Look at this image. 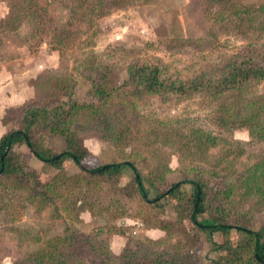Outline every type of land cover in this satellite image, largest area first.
Segmentation results:
<instances>
[{
	"label": "rangeland",
	"instance_id": "374dc122",
	"mask_svg": "<svg viewBox=\"0 0 264 264\" xmlns=\"http://www.w3.org/2000/svg\"><path fill=\"white\" fill-rule=\"evenodd\" d=\"M20 1L0 0V68L11 63L24 64L28 62L25 57L29 60L35 56L40 64L47 65L35 86L53 71L67 76L75 87L73 95L78 103L93 99L89 73L81 67L86 59L99 64L104 61L111 68L115 65L117 70L110 73V78L115 87H122L128 80L126 69L131 61L159 66L162 74L172 81H187L203 74L216 80L231 58L244 50L264 48V11L256 10L264 7V0H229L234 7L230 3L228 14L223 16L215 13L209 0H128L132 1L131 6H120L112 14L106 12L101 16L94 11L89 15L90 9H94L90 5L85 15L95 19L92 24L77 25L81 36L70 47L52 42L45 34L39 35L38 24L43 18L32 12L23 15L20 11L25 16L21 21L23 26L13 30L20 22L16 15L9 19V14L20 10ZM53 1L40 0L44 7ZM74 2L70 0L68 6ZM70 29L75 31L73 26ZM238 92L242 95L237 97L247 106L256 97H264V82L252 83ZM131 97L122 90L117 99V103L130 106L133 113L132 122L118 125L121 137L127 140H116L117 132L91 120L90 125L78 128L90 152L85 161L87 167L131 162L151 181L146 184L148 187L156 184L163 190L187 178L211 179V201L218 191H230L231 196L224 199L225 206L219 201L207 207L210 213L200 216L201 222L212 221L218 208L224 213L219 216H223L221 221L230 225L240 224L254 232L264 228V169L249 171L254 164L264 162V141H257L249 126H239V122L228 129L219 127L215 118L217 105L207 95L147 96L130 105L127 101ZM231 99L235 96L226 95L221 103ZM115 108L108 105L104 111L112 114ZM247 110L240 111L246 114ZM18 115L17 112L8 115V119L16 116L8 122L12 129L21 127ZM256 122L264 123L259 117ZM46 133L41 123L32 129V140L41 144L43 151L58 153L66 149L62 138L46 137ZM206 134L216 139L215 143L203 142ZM253 135L256 137L257 133ZM14 151L37 171L41 181L49 182L58 174L37 159L26 145ZM65 171L66 178L81 173L74 164H67ZM247 179H251L249 184ZM132 180L131 170L124 168L121 176L94 179L89 187L86 183L65 184L56 197L50 195L52 200H48L33 197L32 184L27 180L0 176V264L22 263L30 256L35 261L31 259L29 264H39L43 262L40 255L56 237H67L71 242L60 244L53 251L56 262L48 256L44 264H91L86 248L101 242L117 259L129 250L139 256L152 254L154 259L163 255L171 261L190 255L195 258L194 264H213L221 256L216 248L219 236L209 238L197 232L189 220L179 222L172 204L162 203L158 212L142 204L136 190L128 196L133 188ZM186 189L191 191L190 186ZM153 197L151 192L150 198ZM75 206L80 211L77 216L67 209ZM240 235L233 230L236 243L240 237L243 241Z\"/></svg>",
	"mask_w": 264,
	"mask_h": 264
},
{
	"label": "trees",
	"instance_id": "16d2710c",
	"mask_svg": "<svg viewBox=\"0 0 264 264\" xmlns=\"http://www.w3.org/2000/svg\"><path fill=\"white\" fill-rule=\"evenodd\" d=\"M28 1H30L28 5L23 7L22 5ZM53 2L44 7L41 6L40 0H21L20 10L11 11V14H9V19L16 15L18 22H20L17 26L12 27L13 30L22 28L21 21L25 17L23 15L26 12H32L41 19L43 18V22L38 24L37 32L39 35L43 36L45 34L50 36L52 42L57 41L59 45L70 47L81 36L77 25L83 22L92 24L94 21L95 17H90L88 14L93 15L94 11L101 16V13L108 12L110 14L113 9H118L120 6L128 7L132 5V1L129 2L128 0H75L69 7L70 0H55L53 9ZM209 3L215 13L219 14L218 16H223L228 14L231 2L229 0H209ZM90 5H94L93 10ZM231 6L234 7V4L231 3ZM86 7L91 9L85 15ZM257 9L260 12L264 11L263 6ZM20 11L23 15L19 14ZM67 15L68 19L66 18ZM86 18L88 19L86 20ZM70 26H73L75 31H72ZM25 38L28 40V33ZM81 67L83 72L89 73L92 82L91 94L93 99L91 102H76L73 95L75 87H73L72 81L69 77L60 76L53 71L50 76L38 81L37 86H35V100L29 102L23 108L8 111L5 123L8 124L9 121H13L16 116L8 119V115L17 112L19 114L18 118L21 120V127L12 129L0 141V176L18 177L21 180H27L32 184L33 197L42 196L44 199L52 200L49 199V196L54 195L56 197L55 195L59 194L65 184L71 183V185L78 186L80 183H86L89 187L94 179L104 178L110 180L113 176H121L124 168H129L133 176V188L127 194L128 196H131L136 190L140 195V202L150 207L151 210H157L158 212L162 207V203L165 205L172 204L178 214L179 222L183 223L189 220L197 232H202L209 238L214 235L219 236L216 248L221 256L213 264H264V228L254 232L252 229L243 227L240 224H238L239 226L230 225L221 221L223 216H219L224 215V213L218 208L214 215L212 214V221L201 222L199 220L200 216L210 213L207 207H213V202L222 201L221 205L225 206L224 199L231 196L230 191L227 193L221 191L214 193L211 201L209 193L213 190L211 179L187 178L172 184L167 190H163L156 184L148 187L146 184L151 181L146 180L136 165L131 162L106 164L96 168L87 167L85 161L90 152L84 146L78 132V128L87 124L90 125L91 120L94 124L103 126L106 130L117 132L116 140L121 138L127 140V137H121L118 128V125H127L133 119L130 106L117 103L121 91L125 90L127 97L132 96L130 98L132 100L127 101L130 105L135 100L140 102V99L147 96L172 95L178 98H190L194 95H207L217 105V116L215 118L219 127L228 129L231 124L236 126L241 122L239 126H249L252 136L257 138V141H264V123L256 122L257 117L264 121V115L262 114L264 113V97H256L257 101L253 99L254 103L250 102L247 106L243 104L244 101L240 97H237L241 94L238 91H242L246 86H250L255 82H264V48L261 50H244L238 56L231 58L223 68L222 75L216 80L203 74L187 81H172L162 74L159 66L141 65L131 61L126 69L128 80L125 81L124 86L115 87L114 80L110 78V73L113 74L114 70H117L115 65L111 68L104 61L99 64L86 59ZM100 74L107 75L108 81L106 76ZM111 83L113 84L111 85ZM226 95H233L235 99L221 103ZM65 97H68L69 101H66ZM108 105H111L112 108L116 107L114 113L110 114L104 111V108ZM244 109H248V113L245 114L240 111ZM87 119L88 121H86ZM38 123L46 127V137L54 135L62 138L66 149L64 148L58 153L43 151L41 144H37L32 140V129ZM254 133H257L256 137L253 135ZM211 140L213 143L216 141V139H212L210 134H206L203 142L208 143ZM22 145H26L37 159L58 171L53 180L49 182L41 181L37 171L27 165L25 159L14 151L16 147ZM67 164L68 166L74 164L80 169L81 173L66 178L65 167ZM256 164L249 171L254 172L256 168L264 169V162L262 165L256 166ZM250 182L251 179L246 180L247 184ZM187 186L191 187V191H187ZM249 190L250 188L247 186V191ZM151 192L154 193L153 198H150ZM67 209L69 213L73 212L76 216L80 212L78 206L67 207ZM233 230L244 237L243 241H240L241 237L239 238L240 242L236 243L234 241ZM65 242H71V240H68L67 237H56L50 240L47 249L43 251L44 254L39 257L40 259L43 258V262L39 264H44L45 258H48V256L52 257L53 262H56L57 256H52L53 251ZM86 253L87 259L92 261L91 264H102L105 261H107L106 264H114L115 261L117 264H194L195 259L190 255H184L174 261L165 258L163 255H158L154 259L152 254L139 256L136 251L131 250L128 253L132 255L127 253L117 259L104 242L93 247H87ZM26 259L22 263L14 264H29L28 261L31 259L33 263L35 261L33 256ZM67 264L78 263L69 262Z\"/></svg>",
	"mask_w": 264,
	"mask_h": 264
},
{
	"label": "crops",
	"instance_id": "0c3cea01",
	"mask_svg": "<svg viewBox=\"0 0 264 264\" xmlns=\"http://www.w3.org/2000/svg\"><path fill=\"white\" fill-rule=\"evenodd\" d=\"M24 59L28 62L18 65L11 63L0 68V141L12 130L5 123L8 111L23 108L35 99V82L47 69V65L40 64L35 56Z\"/></svg>",
	"mask_w": 264,
	"mask_h": 264
}]
</instances>
